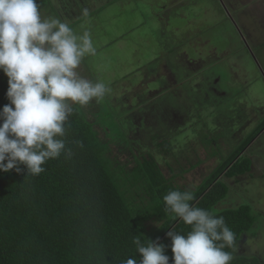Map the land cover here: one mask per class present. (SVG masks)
Wrapping results in <instances>:
<instances>
[{"label": "trees", "instance_id": "16d2710c", "mask_svg": "<svg viewBox=\"0 0 264 264\" xmlns=\"http://www.w3.org/2000/svg\"><path fill=\"white\" fill-rule=\"evenodd\" d=\"M52 1L37 0V4L41 13L45 8H50L52 17L61 19L67 11L65 8V11L60 8L53 10ZM60 1L64 3V0H57L56 4ZM122 1H125L124 6H120L123 16H131L135 14L134 11H139L138 0ZM223 1L209 0L215 6L223 4L228 10L232 9L233 0L230 5ZM92 14L79 21L77 16L62 20L76 31ZM101 66L105 70V66ZM144 69L145 66L134 67V72L143 73ZM87 72L93 80L94 72L90 68ZM149 72H154V68ZM148 75L143 76L142 82L147 81ZM151 76L154 74L148 77ZM189 76H184L185 80L168 78L164 91L157 92L158 97L151 94L145 96L147 93H144L141 94L143 96H136L137 100L144 99L138 102L134 98L131 103L128 99H118L115 96L117 89L114 93L110 90L103 99H94L87 105L93 110L92 121L88 120L83 106L74 105L64 137L66 147L71 149V156L62 153L56 159H49L43 166L45 171L39 176L28 175L23 165L17 166L19 172L13 169L0 173V264H122V261L133 257L140 264L142 257L132 242L135 236H140L145 244L156 242L164 245L169 264H173L171 240L167 233L175 230L187 234L190 226L166 208L163 197L171 190L192 191L194 200L190 203L193 206L207 210L214 216H223L236 237L235 247L225 249L233 253L231 264H264L261 257L248 256L246 246L251 240L262 239L264 233V216L252 211V196L247 195V184L264 179V161L261 162L257 152L251 149L253 144H259L264 123L225 154L223 152L228 150L224 138L227 139L228 135L221 132V128L237 130L234 129L237 118L232 122L231 117L225 119L218 107L206 118L199 132L191 130L192 136H197L204 149L205 161L219 159L216 167L197 186L185 184L184 179V184L177 182L187 173L182 168V173H177L167 166L171 177L166 178L150 153L133 158L134 161L129 163L131 167L111 155L112 145L124 151L122 143L133 151L140 140L136 135L142 133L148 138L147 141L150 140L147 144L152 147L159 140L156 147L166 155L173 145L170 133L184 129V117L188 124L193 119L192 111L195 114L194 122L205 117V105L203 107L189 99L191 104L186 115L179 116L173 107L179 100L187 99L190 89L192 93L197 92L192 84H187ZM160 79L163 77L156 78V81ZM7 80L0 71V110L10 103L6 96ZM120 82H128V78L124 77L111 85L119 87ZM165 96V100L157 104L156 100ZM151 101L159 106L164 120L162 127L155 131L146 127L143 114L146 108L143 106ZM98 112L103 114L102 123L109 124H105L109 130L100 124L101 120L94 124ZM97 127L108 132L110 142H102ZM117 133L115 138L113 135ZM130 134L134 140L132 143L128 139ZM181 151L179 158L176 156L175 164L180 165L179 159L183 155L191 163L189 152ZM191 152L195 153L193 147ZM201 165L202 162L192 164L191 169ZM232 185L236 190L231 188ZM254 194L253 199L256 200V192ZM258 227L261 231H255Z\"/></svg>", "mask_w": 264, "mask_h": 264}, {"label": "rangeland", "instance_id": "374dc122", "mask_svg": "<svg viewBox=\"0 0 264 264\" xmlns=\"http://www.w3.org/2000/svg\"><path fill=\"white\" fill-rule=\"evenodd\" d=\"M56 1H52L53 10L58 8L64 10L65 8L67 11L61 19L77 16L79 21L82 17L84 19L93 13V16L78 26L75 32L81 34L85 30L89 31L97 52L95 56H86L84 58L86 61H82L78 71L85 78L92 80L87 72L90 68L94 72L92 81L104 82L110 90H113V93L117 89L116 98L128 99L129 103L133 101V98L136 99V102L142 101L143 98L137 100L136 96L144 95V93H147L145 96H150V91L151 94L164 91L166 80L170 77H176V80H185L186 76H195L188 78L187 84H192L197 92L192 93L190 89L186 96L187 99L179 100L173 107L178 111L179 116H184L189 111L188 105L191 104L189 99L191 102L205 105V107L203 106L205 117L201 121L194 122L195 114L192 111L191 125L184 117V129L178 133L176 131L170 133L173 145L166 155L156 147L159 140L156 141V146L152 147L147 144L150 140L147 141L148 138L146 139L143 133L136 135L140 140L134 146L136 148L133 151L128 150L125 143H122L123 152L119 150L118 146L112 145L111 155L113 158H117L120 163L128 164L131 167L129 163L134 161L133 158L150 153L166 178L171 177L167 166H171L177 173H182L180 171L182 168L187 173L177 182L197 186L205 175L216 167L219 159L205 161L204 149L198 142L197 136H192L191 130L199 132L206 118L211 116L218 107L219 112L220 110L223 112L225 119L228 120L231 117L232 122L237 118L238 122L234 123V129L237 130L221 128V132H226L228 135L227 139L224 138L227 141L225 146L228 150L223 152L225 154L236 145L238 146L249 133L264 123V9L259 10L264 0L247 2L246 15L249 14L252 18L243 20L241 25L225 20L224 10H228V8L223 4L222 6L217 4L221 7L215 6L209 0H138L139 11H134L135 14L131 16L128 14V18L123 16V11L120 10V6L123 7L125 4V1L122 0H64V3L60 1L58 4ZM121 1L124 3L122 4ZM260 1H262L261 4L253 5ZM224 2L227 3V0ZM104 4L106 5L103 6ZM84 9L88 10L87 15L83 14ZM51 13L50 8H45L42 15L52 17ZM172 13L186 17L185 27L195 23V31L191 34L187 32L186 28V32L183 33L184 29H177V27L179 28L177 24L167 25L166 19ZM238 28H242L240 32ZM177 55H188L192 61L200 59L201 62L194 65L204 67L211 65L213 73L206 71L196 76L198 73L190 72L186 66L187 62H183ZM100 64L105 66V70L101 69ZM138 66H145L143 73L134 72V67ZM151 68H154V72L150 73ZM145 74H154V76L148 77V75L146 78L148 82L142 83ZM124 77L128 78V82H120L119 87L111 85ZM158 77H163V79L158 82L156 81ZM201 96L204 98L203 102ZM166 97L158 98L157 104L159 101L165 100ZM87 105L83 106L84 112L88 120L92 121L93 110ZM143 107H146L143 113L146 127L154 131L156 128L162 127L164 120L158 110L159 106L151 101ZM148 110L149 112H147ZM101 118L104 119L103 114L98 112V116L93 121L94 124L96 125ZM100 124L109 126L107 123H102V120ZM107 126L106 129L109 130ZM102 129L100 127L96 129L99 138L102 142H110L108 132ZM118 133L113 136L116 138ZM128 139L131 143L134 142L131 134ZM192 147L195 150L194 154L191 152ZM251 149L257 152L256 154L263 162L264 133L261 135L259 144H253ZM180 150L189 152L191 163L186 161V156L183 155V159H179L181 167L175 164ZM198 162H202V165L192 170V164L196 165ZM231 188L236 190L234 185ZM255 192L256 200L253 199ZM247 195L252 196V202H250L252 211L259 212L264 216V179L258 183L247 184ZM258 230L261 231V228L258 227L255 231ZM261 236L262 239L246 243L247 255L261 257L264 261V233Z\"/></svg>", "mask_w": 264, "mask_h": 264}, {"label": "clouds", "instance_id": "9594fccd", "mask_svg": "<svg viewBox=\"0 0 264 264\" xmlns=\"http://www.w3.org/2000/svg\"><path fill=\"white\" fill-rule=\"evenodd\" d=\"M96 52L89 31L77 34L62 19L43 16L37 0H0V71L8 78L10 102L0 110V173L19 172L17 166L23 165L28 175L39 176L49 159L71 156L64 137L73 106L103 99L110 91L78 71L83 59ZM163 200L190 226L187 234L167 233L173 264H231L233 253L225 249L235 247L236 237L223 216L193 206L189 190H171ZM132 242L140 264H169L164 245L145 244L140 236Z\"/></svg>", "mask_w": 264, "mask_h": 264}, {"label": "crops", "instance_id": "0c3cea01", "mask_svg": "<svg viewBox=\"0 0 264 264\" xmlns=\"http://www.w3.org/2000/svg\"><path fill=\"white\" fill-rule=\"evenodd\" d=\"M221 2L223 1V0H220ZM249 1H251V0H245V1H243V0H233V6H232V8L234 7V2H235V4H239L238 6H236L235 8H233V9H229V10H224L225 11V16H226V18H224L225 20H227V21H229L230 20V22L232 23H237V24H239V25H241V23H242V21L244 20V21H246V20H249V19H251L252 18V16L251 15H246V10H245V8H247V5H248V3L247 2H249ZM224 2V1H223ZM252 2V1H251ZM262 3V1H260V2H258V3H254L253 5H255V4H261ZM261 9H264V4L262 3L261 4V8H260V10ZM253 10V9H252ZM168 19H166V21H168V23H167V25H170V24H173V25H175V24H177L178 26H179V28L177 27V29H180V28H182V30L184 29V31H183V33H185L186 31V28H187V32H190L191 34L193 33V31H195V23L194 24H190V26L188 27H185V19H186V17L185 16H182V15H180V14H171V16L170 17H167ZM218 19V18H217ZM187 20V19H186ZM216 22H217V20L216 19H214ZM214 22V21H213ZM243 28V27H242ZM242 28H238V30H239V32L241 31V29ZM182 30H180L181 32H182ZM182 34V33H181ZM241 35V34H240ZM243 37V36H242ZM244 38V37H243ZM245 39V38H244ZM193 40V39H192ZM176 42V41H175ZM177 43H178V41H177ZM172 56H174V55H172ZM177 57L178 58H180V59H182L183 60V62H187V68H189L190 69V72H192V73H194V72H196V73H198L196 76H199V75H201V74H203L204 72H206V71H208V72H210V73H213V68L211 67V65H208V66H206V67H204V66H196V65H194L195 63H197V62H201L200 61V59H198V60H193L192 61V59H190V57L188 56V55H177ZM190 78L191 77H195V76H193V75H190L189 76ZM150 94H151V92H150ZM152 96H155V97H158L159 96V93L158 94H151ZM150 95V96H151ZM217 111V110H216ZM214 125V124H213Z\"/></svg>", "mask_w": 264, "mask_h": 264}, {"label": "flooded vegetation", "instance_id": "af4514ba", "mask_svg": "<svg viewBox=\"0 0 264 264\" xmlns=\"http://www.w3.org/2000/svg\"><path fill=\"white\" fill-rule=\"evenodd\" d=\"M230 1H231V0H227V4L230 5ZM263 4H264V2H263ZM238 5H239L238 3L235 4V2H234V7H233V8H235V7L238 6ZM260 6H261V5H260ZM233 8H232V9H233ZM259 10H260V9H259ZM216 94L219 95L218 93H216Z\"/></svg>", "mask_w": 264, "mask_h": 264}]
</instances>
